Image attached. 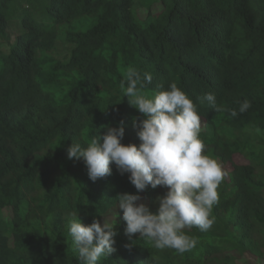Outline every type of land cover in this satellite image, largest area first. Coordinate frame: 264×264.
<instances>
[{
  "label": "trees",
  "instance_id": "16d2710c",
  "mask_svg": "<svg viewBox=\"0 0 264 264\" xmlns=\"http://www.w3.org/2000/svg\"><path fill=\"white\" fill-rule=\"evenodd\" d=\"M59 38L64 58L53 55ZM129 66L152 75L149 93L175 82L198 105L205 153L226 175L213 225L185 229L193 249L129 240L117 209L116 251L97 264H264V0H0V264H82L69 214L114 219L119 194L156 211L166 188L137 193L114 164L93 182L82 158H67L72 142L120 121L121 142L140 143L132 121L142 114L120 88ZM208 92L252 106L231 117L200 102Z\"/></svg>",
  "mask_w": 264,
  "mask_h": 264
},
{
  "label": "clouds",
  "instance_id": "9594fccd",
  "mask_svg": "<svg viewBox=\"0 0 264 264\" xmlns=\"http://www.w3.org/2000/svg\"><path fill=\"white\" fill-rule=\"evenodd\" d=\"M152 79L150 73L129 66L120 84L128 103L142 114V118L132 121L138 145L121 142L125 126L120 121L86 144L72 142L66 149L68 159H83L93 182L111 175L110 165L114 164L121 175L128 174L137 193L146 192L149 187L167 189L164 195L156 197L155 212L141 195L123 193L118 195L114 219L103 216V223L94 218L85 225L77 213L69 214L65 226L82 264H97L116 251L113 245L117 209L123 212L129 240L139 233V238H144L152 248L173 249L181 254L197 243L185 229L207 231L214 223L212 210L219 201L218 187L226 173L217 159L205 153L198 105L175 82L166 89L159 85L149 93L146 88ZM198 99L231 117L252 106L251 101L244 100L238 110L228 108L218 104L212 92Z\"/></svg>",
  "mask_w": 264,
  "mask_h": 264
},
{
  "label": "rangeland",
  "instance_id": "374dc122",
  "mask_svg": "<svg viewBox=\"0 0 264 264\" xmlns=\"http://www.w3.org/2000/svg\"><path fill=\"white\" fill-rule=\"evenodd\" d=\"M141 13L144 14V11L142 10ZM88 19H89V18H88ZM88 19H86V20L84 21L85 24H84L83 28H85V27L88 26V23H87V22H89ZM13 40H14V36L11 34L10 39H9V43H12ZM68 48H69V47H68L67 43H65V42L63 41L62 38H59V39H58V42H57L56 50H55V52H54L53 55H55V56L58 57V58H64V57L66 56L65 54H67V52H68ZM1 50H2L3 53H7V52H8V44L4 42V44L1 45ZM202 127H203V126H201V128H202ZM254 134H257V133H254ZM255 139H256V137L253 136V140H255ZM235 161H236L237 163H243V162H248V163H249V160H248L247 158L241 156V155H237V156L235 157ZM225 169L228 170V169H229V166L227 165V166L225 167ZM3 213H4V216H7V214L9 213V209H5V210L3 211ZM107 218H108V219H113L112 217H107Z\"/></svg>",
  "mask_w": 264,
  "mask_h": 264
}]
</instances>
